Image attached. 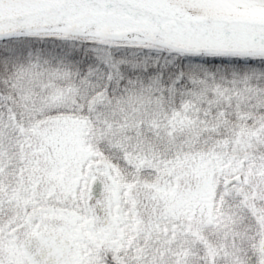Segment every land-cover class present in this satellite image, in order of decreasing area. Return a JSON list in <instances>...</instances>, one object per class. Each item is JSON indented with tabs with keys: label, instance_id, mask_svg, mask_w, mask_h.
<instances>
[{
	"label": "snow or ice",
	"instance_id": "obj_1",
	"mask_svg": "<svg viewBox=\"0 0 264 264\" xmlns=\"http://www.w3.org/2000/svg\"><path fill=\"white\" fill-rule=\"evenodd\" d=\"M0 264H264V0H0Z\"/></svg>",
	"mask_w": 264,
	"mask_h": 264
}]
</instances>
